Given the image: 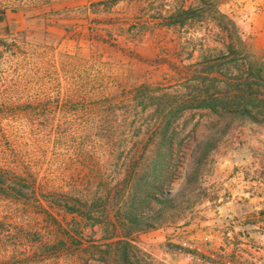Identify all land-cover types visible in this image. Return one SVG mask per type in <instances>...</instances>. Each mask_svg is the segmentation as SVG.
Instances as JSON below:
<instances>
[{
	"label": "rangeland",
	"instance_id": "rangeland-1",
	"mask_svg": "<svg viewBox=\"0 0 264 264\" xmlns=\"http://www.w3.org/2000/svg\"><path fill=\"white\" fill-rule=\"evenodd\" d=\"M85 3L0 0V155L39 193L0 198V264H163L184 241L264 264V0ZM94 22L133 33L90 40ZM142 85L216 104L179 110L165 142Z\"/></svg>",
	"mask_w": 264,
	"mask_h": 264
},
{
	"label": "trees",
	"instance_id": "trees-1",
	"mask_svg": "<svg viewBox=\"0 0 264 264\" xmlns=\"http://www.w3.org/2000/svg\"><path fill=\"white\" fill-rule=\"evenodd\" d=\"M87 1L88 3H85L81 7L85 10V16L87 18H90L91 13L94 16H97L100 13H104L107 16L109 15V17H111L110 15L115 14L117 0ZM8 8V5L0 4V21L4 20ZM11 8L13 11L18 10V7ZM191 12L192 9H182L180 12L174 15V19L171 21V24H184L185 19H183L182 15L187 18ZM95 20H99L98 17H96ZM93 25H95V27H93V29L89 32V36H92L90 37V40H93L96 36H104L105 32L116 34L119 38H124L125 35L130 36L129 38H131L133 33L132 27H129L127 25H120L119 23L112 22L109 24H104L99 22L96 24V22H94ZM115 32H118V34ZM141 88L144 89L141 92V99L147 96V100L152 99L153 101H156L155 105L157 113H159L160 115L157 128L160 129L163 133L161 137H163L162 140L165 142L169 140V135H167V132L169 130V126L174 122V119L176 118L175 114L179 110L191 107H214L216 104V99L213 100L209 97V95H205L203 98L194 97L193 100L185 99L184 101H181L180 106L176 107L175 109L174 106H171L169 103H164L167 96L165 93L157 94L155 92H151L148 86L142 85ZM95 107L96 105H94L93 108ZM168 107H171L175 110L173 112L170 111L171 114H169V112L166 113V109ZM236 112H239L240 115L245 116L247 114V109L241 107L239 109H236ZM169 115H171V117ZM0 136L5 137V133L0 132ZM5 155L6 157L0 155V198L11 204H19L22 201L32 200L33 197L39 194L37 178L34 176V171L29 168L27 163H23L18 157H15L13 154L5 153ZM153 199L160 201L163 204L166 202L165 200L160 199L157 195H153Z\"/></svg>",
	"mask_w": 264,
	"mask_h": 264
},
{
	"label": "built area",
	"instance_id": "built-area-1",
	"mask_svg": "<svg viewBox=\"0 0 264 264\" xmlns=\"http://www.w3.org/2000/svg\"><path fill=\"white\" fill-rule=\"evenodd\" d=\"M204 250L197 243L184 241L182 243L181 258L179 261L164 260L163 264H217L218 257L210 254L212 261L205 258ZM224 264H232L230 259H225Z\"/></svg>",
	"mask_w": 264,
	"mask_h": 264
}]
</instances>
